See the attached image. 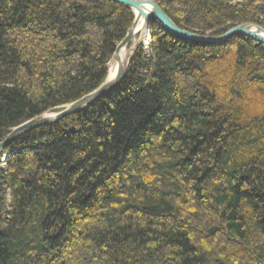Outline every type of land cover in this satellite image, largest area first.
<instances>
[{
    "label": "trees",
    "instance_id": "obj_1",
    "mask_svg": "<svg viewBox=\"0 0 264 264\" xmlns=\"http://www.w3.org/2000/svg\"><path fill=\"white\" fill-rule=\"evenodd\" d=\"M155 2L201 35L264 29V0ZM133 19L0 0V142L97 88ZM147 28L114 89L0 153V264H264V46Z\"/></svg>",
    "mask_w": 264,
    "mask_h": 264
},
{
    "label": "water",
    "instance_id": "obj_2",
    "mask_svg": "<svg viewBox=\"0 0 264 264\" xmlns=\"http://www.w3.org/2000/svg\"><path fill=\"white\" fill-rule=\"evenodd\" d=\"M113 1L131 9L134 14L132 25L127 30L124 38L121 41H119L115 46L113 55L111 57L110 61L116 63L113 77L110 79H107L106 77L104 81L93 91L63 106L61 110L53 114H49L48 112L42 113L12 128L10 132L0 142V153L8 144H10L20 134L28 130H31L37 126L54 123L59 119L63 118L64 116L75 113L83 108H86L89 105H91L93 102L97 101L105 94L110 92L112 89H114L123 80L127 72L128 63L133 53L135 52L138 44L140 43L139 39L142 35L135 30V26L138 20L141 18H143L144 21L145 31L148 30L147 27L149 21L155 20L165 30H167L175 37L183 38L190 41L219 44L226 41L232 36L241 35L249 39H252L264 46V29L255 24H251V23L238 24L229 28L221 35H217V36L201 35L181 29L178 26H176L173 23V21L161 10V8L155 2V0H113ZM136 37H138V41L128 47V45L132 43ZM124 48L126 49V53L121 58L119 53ZM4 159L5 156L3 160Z\"/></svg>",
    "mask_w": 264,
    "mask_h": 264
},
{
    "label": "bare ground",
    "instance_id": "obj_3",
    "mask_svg": "<svg viewBox=\"0 0 264 264\" xmlns=\"http://www.w3.org/2000/svg\"><path fill=\"white\" fill-rule=\"evenodd\" d=\"M135 30L140 33L141 35L144 34L145 32V27H144V21H143V18L139 19L136 26H135ZM126 53V49H122L119 53L120 57L122 58ZM111 64H114V67H112L110 70H109V73L107 74V79H110L113 77L114 75V72H115V66H116V63L111 61Z\"/></svg>",
    "mask_w": 264,
    "mask_h": 264
},
{
    "label": "rangeland",
    "instance_id": "obj_4",
    "mask_svg": "<svg viewBox=\"0 0 264 264\" xmlns=\"http://www.w3.org/2000/svg\"><path fill=\"white\" fill-rule=\"evenodd\" d=\"M147 34H148V32L145 31L144 34L140 37L139 41H140V42L143 41L144 43H146V40H147ZM137 41H138V37H136V38L134 39V41L131 43V45H132L133 43L137 42ZM112 67H114V64H111V62H110L109 68L111 69ZM48 113H49V114H53V113H55V112H48ZM3 158H4V157H2V158L0 159L1 162H2ZM0 166H2L1 163H0Z\"/></svg>",
    "mask_w": 264,
    "mask_h": 264
}]
</instances>
